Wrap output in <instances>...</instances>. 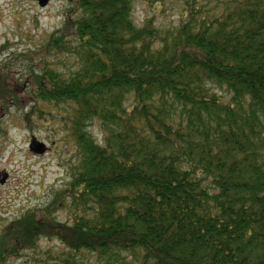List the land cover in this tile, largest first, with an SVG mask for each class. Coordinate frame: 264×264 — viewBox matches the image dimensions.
Instances as JSON below:
<instances>
[{
  "label": "trees",
  "instance_id": "16d2710c",
  "mask_svg": "<svg viewBox=\"0 0 264 264\" xmlns=\"http://www.w3.org/2000/svg\"><path fill=\"white\" fill-rule=\"evenodd\" d=\"M71 2L40 51L71 71L0 70V117L59 108L77 151L50 204L3 231L0 264L44 240L54 264H264V0H153L181 11L165 31L134 0Z\"/></svg>",
  "mask_w": 264,
  "mask_h": 264
},
{
  "label": "rangeland",
  "instance_id": "374dc122",
  "mask_svg": "<svg viewBox=\"0 0 264 264\" xmlns=\"http://www.w3.org/2000/svg\"><path fill=\"white\" fill-rule=\"evenodd\" d=\"M71 1L52 0L41 8L37 2L27 0H0V70L10 69L22 82L38 72L45 59L62 72L71 71L72 62L56 55L43 58L40 53L49 38L64 26ZM180 12L172 3L160 10L153 0H134V19L142 23L145 18L156 17L157 27L164 31L179 26ZM26 89L31 90L25 85ZM219 95L229 100L227 93L219 91ZM32 108L31 103L23 107L12 104L9 112L0 117V236L31 210L49 205L58 190L70 181L76 165L77 151L61 121L63 112L41 106L50 113L41 117L39 113L30 114ZM90 131L101 140L99 123H93ZM33 138L46 144V154L30 151ZM58 218L66 220L67 213L59 212ZM61 248L57 241L44 240L35 250L24 251L7 264H54L50 252L58 253ZM45 254L49 255L48 260L41 262Z\"/></svg>",
  "mask_w": 264,
  "mask_h": 264
},
{
  "label": "water",
  "instance_id": "95a60500",
  "mask_svg": "<svg viewBox=\"0 0 264 264\" xmlns=\"http://www.w3.org/2000/svg\"><path fill=\"white\" fill-rule=\"evenodd\" d=\"M31 2H37L41 8L47 7L52 0H27ZM30 151L35 155H44L48 151V148L45 143L33 138L30 143Z\"/></svg>",
  "mask_w": 264,
  "mask_h": 264
},
{
  "label": "flooded vegetation",
  "instance_id": "af4514ba",
  "mask_svg": "<svg viewBox=\"0 0 264 264\" xmlns=\"http://www.w3.org/2000/svg\"><path fill=\"white\" fill-rule=\"evenodd\" d=\"M6 177H7V175H6Z\"/></svg>",
  "mask_w": 264,
  "mask_h": 264
}]
</instances>
